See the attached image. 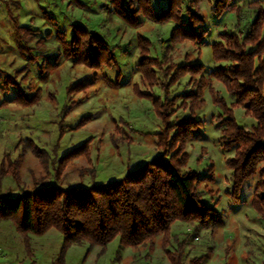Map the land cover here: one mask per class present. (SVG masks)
<instances>
[{
	"label": "rangeland",
	"instance_id": "obj_1",
	"mask_svg": "<svg viewBox=\"0 0 264 264\" xmlns=\"http://www.w3.org/2000/svg\"><path fill=\"white\" fill-rule=\"evenodd\" d=\"M150 1L154 9L165 3V0ZM189 1L182 0L183 9ZM209 1H200L201 15L205 20L203 28L208 30V36L203 40L205 45L180 40L171 49H166L169 35L176 26L172 21L158 25L140 15V25L133 27L111 10L108 12L105 7L110 5L109 0H0V163L7 168L12 162H17L15 171L20 178L18 187L11 176L3 177L0 191L14 198L21 190L38 188L39 183L54 176L50 163L49 169L46 168L31 149L19 141L31 139L38 147L51 153L58 137L59 112L64 105L67 107L65 129L56 155L62 156L84 142H87V147L82 155L66 162L61 170L59 180L63 188H87L93 181L102 184L117 180L129 170L158 156L160 150L156 147L154 134L161 127V119L150 97L144 93L153 91L159 98L164 94L161 86L157 85L162 80L152 78L151 70H148L150 59L159 61L157 70L153 72L159 77L166 67L165 60L172 63L171 72L180 64L199 63L205 68L202 75L206 77L223 66V63L212 60L210 45L219 41L220 32L237 31L235 16L225 14L215 19L211 15ZM234 1L241 7V26L244 27L253 17L247 5L253 1L264 4V0ZM10 15L33 33L35 39L24 43L30 53L19 48V45L23 47V42L15 34ZM74 24L97 32L114 50L115 63L105 62L95 71L82 62L73 63L72 59H66L63 43L69 41L70 26ZM244 27L242 29L246 31ZM143 39H148L150 44L147 46ZM34 56L38 57L35 61L32 59ZM139 58L144 60L143 74L137 69ZM46 61L55 62L56 66L47 72L46 79H42L37 63ZM5 74L15 76L18 81L23 80L26 94L32 95L37 91L38 97L32 104L25 105L20 99L15 100L13 89L9 93L2 91ZM188 80V75L177 80L169 88V97L187 92L191 87ZM78 81L90 84L81 91L66 93V88ZM205 81L203 103L194 113L195 119L202 121V138L182 145L188 158L184 170L214 176L211 183H201L200 190L204 193V202L222 213L224 226L211 232L200 228L194 230L192 226L176 222L171 226L170 234L177 237V242L187 239L184 264L200 255L206 256L203 264H264V220L250 205L257 176L241 189V202H233L228 196L231 192V170L225 161L234 153L221 148V135L214 129L220 110L213 98L225 101L243 130L250 131L256 121L245 114L244 107L233 105L235 99L223 83L213 78ZM153 83L157 86H151ZM179 103L180 100L176 102L177 105ZM172 111V121L189 115L186 109L178 107ZM83 117H88L83 125L77 130H69ZM92 171L96 172L94 179ZM0 224L1 264L5 258L9 264H54L62 245L60 232L52 228L44 236L30 235L31 251L27 254L13 225L7 221ZM171 241L172 246H166L168 250L176 246V239L173 242L171 237ZM151 248H122L116 237L103 253L99 246H95L86 254L87 244L84 242L71 245L66 250L64 264H170L162 250L165 247H162L161 236L155 238Z\"/></svg>",
	"mask_w": 264,
	"mask_h": 264
},
{
	"label": "trees",
	"instance_id": "obj_2",
	"mask_svg": "<svg viewBox=\"0 0 264 264\" xmlns=\"http://www.w3.org/2000/svg\"><path fill=\"white\" fill-rule=\"evenodd\" d=\"M200 1L190 0L183 9L182 0H165L164 5L154 9L150 0H109L110 5H106L105 8L133 27L140 25V15L148 17L158 25L172 21L176 26L172 29L165 47L171 49L180 40L193 42L199 46L205 45L203 40L208 36V30L203 28L205 20L201 15ZM209 2L211 15L215 19H220L225 14L235 16L237 31L220 32L219 41L210 45L212 60L215 63H223V66L206 77L202 75L205 68L199 63L180 64L171 72L173 65L165 60L166 67L163 68L161 79L162 77L153 74L159 61L157 58L150 59L148 70H151L152 78L162 80L159 84L157 82V85L161 86L159 87L164 94V97L159 98L153 91L144 93L150 97L148 98L154 105L158 118L161 119V127L154 134L157 137L156 147L160 150L158 156L148 159L134 170H129L117 180L102 184H95L93 181L87 188H63L59 180L61 170L66 162L82 155L87 147V142H84L62 156L56 155L59 140L65 129L66 105L59 112L58 137L51 153L38 147L31 139L19 141L26 145V148H30L32 154L46 168L49 169L50 163L54 171V176L39 183L38 188L21 190L14 198L0 191V223L7 221L13 225L23 241L27 254L31 251L29 236L40 237L53 228L62 236V245L54 264H64L66 250L71 245H81L85 242L86 254L95 246H99L100 252L103 253L106 246L118 237L119 246L122 248L149 246V249H152L157 236L162 238V247H165L162 250L166 253L169 263L184 264L187 239L182 238L177 242V237L171 236L170 228L173 223L181 222L192 226L194 230L200 228L211 232L222 228L224 226L222 213H218L213 206L204 202L202 197L204 193L200 190L201 183H211L214 176L211 173L200 175L192 170H184L188 158L182 150V145L202 138L200 132L202 121L195 119L194 113L203 103L206 78L223 83L235 99L233 105L244 107L245 114L256 121V125H253L250 131L243 130L244 128L236 123L234 114L225 105V101L213 98L220 110L216 116L214 129L221 135V148L225 152L234 153L225 161L231 170V192L228 196L233 202L240 203L241 189L257 176L250 205L264 220V4L253 1L247 5L253 17L244 27L241 26V7L234 0ZM11 18L15 34L19 41L23 42V47L19 45V48L30 53V49L24 43L35 39L33 33L29 28L21 26L14 17ZM242 27L246 28V31ZM70 30L69 41L63 43L65 48L63 55L66 59H72L73 63L82 62L95 71H98L105 62L115 63L114 50L106 45L97 32L93 33L78 24L70 26ZM143 40L147 46L150 44L148 39ZM37 58L34 56L32 59L35 61ZM142 58H139L137 63L140 74L144 73L145 64ZM54 59H57V56ZM37 66L41 78L46 79L47 72L52 70L56 63L39 62ZM185 75L189 76L190 89L169 97L171 92L169 88ZM21 81L23 82L18 81L13 75L5 74L2 91L9 93L13 89L16 93L15 100L20 99L23 104L30 105L38 97V93L36 91L32 95L26 94V88ZM88 84L90 83L78 81L67 87L66 93L81 91ZM154 85L156 84L153 83L151 86ZM179 100L180 103L177 105L176 102ZM177 107L186 109L189 112L188 117L170 120V113ZM85 118L88 117L80 119L69 130H77L86 121ZM16 164L17 162H12L11 166L5 168L3 163H0V189L1 180L6 176H11L19 187L20 178L15 171ZM92 172L94 179L96 172ZM171 237L173 242L176 239V246L168 250L166 246H172ZM205 259V255H200L187 261V264H203Z\"/></svg>",
	"mask_w": 264,
	"mask_h": 264
},
{
	"label": "crops",
	"instance_id": "obj_3",
	"mask_svg": "<svg viewBox=\"0 0 264 264\" xmlns=\"http://www.w3.org/2000/svg\"><path fill=\"white\" fill-rule=\"evenodd\" d=\"M104 183V182H103ZM1 225V224H0ZM51 230V229H50ZM32 236V235H31ZM44 236V235H43ZM6 256H4V258H5ZM35 257V256H34ZM0 262H1V260H0ZM12 263V262H11ZM1 264V263H0ZM3 264H9V263H7L6 262V258H5V262L3 263Z\"/></svg>",
	"mask_w": 264,
	"mask_h": 264
}]
</instances>
